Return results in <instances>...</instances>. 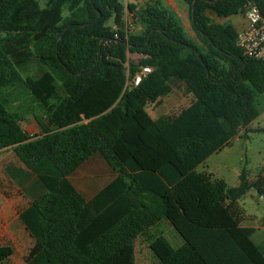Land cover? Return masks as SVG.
<instances>
[{"label": "trees", "instance_id": "trees-1", "mask_svg": "<svg viewBox=\"0 0 264 264\" xmlns=\"http://www.w3.org/2000/svg\"><path fill=\"white\" fill-rule=\"evenodd\" d=\"M182 1L199 44L158 4L0 0V151L11 148L46 188L18 213L34 241L25 264H135L136 239L162 221L183 244L156 236L158 264H264L239 205L248 192L264 198V170L249 181L243 169L237 186L197 171L259 116L264 95V61L246 57L236 28L206 12L222 19L255 6L264 17V0ZM143 66L151 73L127 86ZM171 79L192 102L155 120L147 108L162 104ZM18 88L45 114L35 117L38 136L11 111L8 89ZM96 156L116 176L87 201L70 177ZM14 254L0 246V264Z\"/></svg>", "mask_w": 264, "mask_h": 264}, {"label": "rangeland", "instance_id": "rangeland-1", "mask_svg": "<svg viewBox=\"0 0 264 264\" xmlns=\"http://www.w3.org/2000/svg\"><path fill=\"white\" fill-rule=\"evenodd\" d=\"M130 1L124 0V4L127 5ZM175 3L178 4V8H175V4L171 2L167 3L164 0H139L136 2V5L139 8H145L148 5L158 4L172 12L183 25L186 38L199 44L191 26L188 6L182 0H175ZM243 17H245V14L240 13L238 15L239 19H243ZM221 20V23L231 25H233L234 21L233 18H223ZM127 22L133 32L138 33L142 31L141 23H138L136 18L131 14L127 15ZM135 22L136 24H134ZM130 59L138 62L141 57L137 54H131ZM31 71L38 73L40 70L33 67ZM180 83L181 81L178 79H172L170 81V86L174 92L165 98L164 104L159 107L155 104H149L147 110L153 119L156 120L165 115H175L190 105L192 95L186 90L184 82V88H178ZM8 91L10 94L13 92L12 99L14 100L10 106L11 111L18 114L21 119L20 123L24 129L32 136H38L40 130L35 117L38 116L45 120L43 110L37 103L32 102L31 97L25 91L19 93L21 88L15 89L14 91L8 89ZM258 103L261 111L259 116L246 129H243L229 146L211 155L205 162L200 164L197 171L211 174L212 178L223 179L229 186L238 185L239 176L243 169L247 171L249 181H253L259 176L264 170V95L259 97ZM115 175L116 173L102 160L93 159L73 174L70 179L78 190L82 189V194L90 198L99 188L112 180ZM6 190L8 192L10 191L9 188ZM239 205L243 208L245 217L250 218L248 224H254L253 226L258 224V228L253 235V241L264 254V198L259 197L257 194L255 198L244 196L239 200ZM1 226L3 230L0 234L3 238L0 241V245L11 244L15 249V254L7 264H25V257L33 243L26 242V234L21 229L18 219L5 217L3 218ZM158 235H164L175 248L181 245L178 243L179 239L181 241V238L174 228H171L166 222L160 223L151 229L146 236H140L136 239L135 264L159 263L158 258L150 248L151 241Z\"/></svg>", "mask_w": 264, "mask_h": 264}, {"label": "crops", "instance_id": "crops-1", "mask_svg": "<svg viewBox=\"0 0 264 264\" xmlns=\"http://www.w3.org/2000/svg\"><path fill=\"white\" fill-rule=\"evenodd\" d=\"M137 1H139V0H136V1L131 0L130 3L136 4ZM164 1L167 3L171 2L172 4H175V8L179 7L178 4L175 3V0H164ZM206 13L212 19V21L222 22L221 18L217 17L213 12L207 11ZM238 15H240V14H235V15H232V16H229L226 18L227 19L228 18L234 19L233 26L236 28V30L239 33L240 31H242L246 27L247 21H246V17H243V19H239ZM183 84L184 83L181 81V83L178 85V88H181V89L184 88ZM185 88L187 91H189L187 86ZM173 92L174 91L172 88V91L168 96H170ZM167 97H165V98H167ZM165 98H164V100H165ZM164 100H163L162 104H164ZM162 104H160L159 106H161ZM37 125H38V123H37ZM38 128L40 130V133H39V135H40L41 134V128L39 125H38ZM93 159L102 160L108 167H110L107 164V162L100 156L93 157L89 161H91ZM89 161H87V162H89ZM79 170H77V171H79ZM115 176H113L112 180L114 179ZM112 180H110L104 186L99 188V190H97V192H95L90 198H87L86 195L81 193L82 189L78 190V188L75 187V185L72 183V181L70 179L71 183L73 184V186L75 187L77 192L80 193L87 201L91 200L102 188H104ZM7 188L10 189L9 192L6 190ZM45 191H46V188L41 183V181L38 179V177L33 172L28 170L20 162V160L18 159V157L16 156V154L14 153V151L11 148H6V149L1 150L0 151V233L3 230L2 226H1L3 218L14 217L15 219H18L19 211L22 210L23 208L28 207L31 202H33L36 198H38L40 195H42ZM249 193H250V195L246 194L245 196H251L252 198H255L256 193H254V192H249ZM256 201H258V200H256ZM249 220H250V218H246L243 221V226L252 227L255 229V232H256V230L258 228V224H256V226H253L254 224L249 225L248 224L250 222ZM257 221H259V220H257ZM163 222H166V221H162L161 223H163ZM166 223L169 224L168 222H166ZM251 223H253V221H251ZM170 226H171V228H173L172 225H170ZM21 229L26 234L25 235V237L27 239L26 242L29 241V242H32L34 244L33 239L27 234V232L25 231V229L22 225H21ZM2 238L3 237L0 234V241L2 240ZM178 243H179V245L183 244L182 238H181V241L179 239ZM2 245L12 246L11 244H1L0 246H2Z\"/></svg>", "mask_w": 264, "mask_h": 264}, {"label": "built area", "instance_id": "built-area-1", "mask_svg": "<svg viewBox=\"0 0 264 264\" xmlns=\"http://www.w3.org/2000/svg\"><path fill=\"white\" fill-rule=\"evenodd\" d=\"M245 17L247 24L238 34L237 45L246 57L264 61V17L255 6L247 8ZM151 71L152 68L149 66L141 67L133 77L128 79L127 86H138Z\"/></svg>", "mask_w": 264, "mask_h": 264}, {"label": "water", "instance_id": "water-1", "mask_svg": "<svg viewBox=\"0 0 264 264\" xmlns=\"http://www.w3.org/2000/svg\"><path fill=\"white\" fill-rule=\"evenodd\" d=\"M195 7L193 8V12H192V15L193 17L195 16V11H194ZM247 195H250V193L248 192Z\"/></svg>", "mask_w": 264, "mask_h": 264}]
</instances>
